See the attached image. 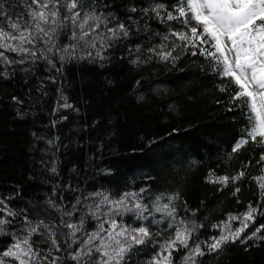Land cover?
<instances>
[{"label": "trees", "instance_id": "16d2710c", "mask_svg": "<svg viewBox=\"0 0 264 264\" xmlns=\"http://www.w3.org/2000/svg\"><path fill=\"white\" fill-rule=\"evenodd\" d=\"M0 2L16 15L26 4V0ZM82 2L92 4V0ZM156 3L171 11L177 0H96L98 10L112 13L130 27V35L114 41L103 60L61 62L57 57L56 68L46 60L0 63V199L7 198L8 207L20 213L0 233V252L12 243L11 233L21 231L25 215L33 224L42 220L51 225L61 245L71 242L70 230L61 221L78 224L83 217L84 231H95L98 221L90 209L98 198L90 193L119 199L125 192L144 189L142 202L150 209L157 196L178 194L177 218L202 225L193 234L196 242L219 236V229L212 226L226 221L229 214H242L249 204H264L253 179L264 175V164L256 163L264 148L249 142L232 152L243 130L251 127L247 106L229 100L237 86L221 92L219 86L228 81L213 73L203 56L182 54L172 62L148 51L162 42L171 45L174 39L162 41L168 24L154 13L142 14V9ZM133 6L137 12L130 11ZM109 26H115V21ZM70 28L62 30L58 43L71 42ZM178 53L179 49L173 55ZM83 55L78 51V56ZM241 170L245 176L227 187L208 182L209 173L231 178ZM237 187L240 191L233 195ZM155 218L162 219L161 214L155 213ZM117 219L133 227L145 224L154 234L159 231L155 237L159 242L174 233L166 219L154 224L151 217L141 221L134 213ZM256 219V225L246 229L248 235L264 224V211ZM239 226V221L232 222L233 229ZM41 232L33 240L46 254L50 240L45 243L47 231ZM262 234L243 243H228L217 252L204 247L205 256L197 259L200 264H264ZM78 246L79 241L61 252L53 249V254L64 258ZM158 246H140L128 264H146ZM186 252L183 248L174 252L173 264H183ZM68 264L76 262L69 259Z\"/></svg>", "mask_w": 264, "mask_h": 264}, {"label": "snow or ice", "instance_id": "6c2138e0", "mask_svg": "<svg viewBox=\"0 0 264 264\" xmlns=\"http://www.w3.org/2000/svg\"><path fill=\"white\" fill-rule=\"evenodd\" d=\"M107 7V4L103 5V8ZM98 9L96 0H92L90 5L82 0H26L23 11L16 15L9 13L4 2H0V63L23 65L28 61L35 63L46 60L50 67L56 68L54 60L57 57L61 62L76 58L105 59L103 53L112 47L114 41L128 37L130 27L112 13ZM130 11L137 12L138 9L133 6ZM141 11L146 17L154 13L157 20L168 24L169 32L162 36V41L174 38L171 45L162 42L149 48L150 53L162 61L172 62L180 59L182 54L203 56L210 62L212 72L222 81H228L219 86L221 92L230 91L233 84L237 86L238 90L229 100L239 102L237 106H247L251 127L243 130L232 152L237 153L249 142L264 148V0H177L171 11L162 3L150 5ZM113 21L115 26H109ZM169 22H176L181 28L177 29ZM69 25L71 35L67 38L71 42L58 43L57 38ZM178 49L179 53L173 55ZM78 51L84 52V55L78 56ZM16 99L13 97V100ZM63 106L71 107L69 104ZM256 163L264 164V151H261ZM51 171L55 172L56 169L53 167ZM261 171L264 172V167ZM245 174L241 170L230 178L209 173L208 182L227 187L230 181L235 183ZM253 179L257 181L261 198L264 199V175ZM239 191L237 187L233 195ZM143 192L144 189H141L140 193ZM140 193L125 192L119 199H112L103 192L90 193L89 196L98 198L90 209V215L98 221L96 230L84 231L83 217L78 224L61 221L70 230L67 236L71 242L67 245L58 242L60 236L52 230L51 225L42 220L33 224L25 215L21 231H13L12 243L0 252V264H43L45 261L47 264H68L69 259L76 264H128L130 255L149 243L159 246L146 264H173V253L181 248L187 250L183 264H200L197 258L205 256L204 247L208 252H217L228 243H243L257 237L258 233H264V224H260L250 235L247 234L246 229L250 224L256 225L257 215L264 211V204L257 207L249 204L246 212L229 214L226 221L212 226L219 229V236L196 242L193 234L202 225H195L194 222L189 225L177 218L174 201L179 198L178 194L157 196L150 209L142 202ZM5 199H0V233H5L6 226L13 225L20 215L8 207ZM164 199L167 202L161 203ZM77 203H80L79 197ZM103 208L106 211H102ZM127 213H134L141 221H149L151 217L150 223L154 224H161L166 219L167 228L174 229V233L159 242L155 239L161 234L159 231L154 234L145 224L133 227L117 219ZM155 213H160L162 219L157 220ZM65 215L71 216L72 213L66 212ZM233 221H239L240 226L233 229ZM41 229L47 231L45 243L50 240L46 254L33 240L34 236L39 238L43 235ZM78 233L81 235L78 236ZM259 238L264 239V234ZM78 241L79 246L67 253L66 257L53 254V249L61 252L62 248H71Z\"/></svg>", "mask_w": 264, "mask_h": 264}]
</instances>
